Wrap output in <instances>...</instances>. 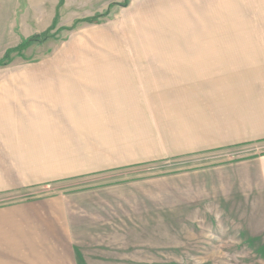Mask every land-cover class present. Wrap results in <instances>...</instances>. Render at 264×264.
<instances>
[{"label": "rangeland", "instance_id": "obj_1", "mask_svg": "<svg viewBox=\"0 0 264 264\" xmlns=\"http://www.w3.org/2000/svg\"><path fill=\"white\" fill-rule=\"evenodd\" d=\"M263 22L264 0H0V264H264Z\"/></svg>", "mask_w": 264, "mask_h": 264}, {"label": "crops", "instance_id": "obj_2", "mask_svg": "<svg viewBox=\"0 0 264 264\" xmlns=\"http://www.w3.org/2000/svg\"><path fill=\"white\" fill-rule=\"evenodd\" d=\"M259 21V20H258ZM248 22V21H247ZM260 22H258L259 24ZM264 23V22H263ZM256 35V39H258V42L257 44L260 45V46H257V50L256 49H253L254 47H250L249 45H247V43H245V48H246V51H244L243 54H253V53H263L264 52V25L261 24L260 25V30L258 31V33L255 34ZM251 37L250 34L246 36V38H249ZM17 206H13L11 207L10 209L12 208H15ZM21 207H18V209H20ZM4 209V208H3ZM8 209V208H7ZM40 221V219H38ZM22 224L19 223V221L17 220V223H15L13 226H14V231H13V234L15 235V238H16V242L17 241H23V235L20 233V230H19V227L21 226ZM24 225L28 226V228L31 226L30 224H27V223H24ZM60 220L57 219H53L51 220L50 217L49 219H46V220H41V224L38 223L37 226H38V230H40V233L39 235L41 234L42 237L44 235H47L48 233H53L55 235V233L60 230L59 232H61L63 234V231L62 229L60 228ZM4 229V226L2 227V231ZM0 230V233L2 232ZM65 236V234H63ZM63 235H61L63 237ZM22 239H21V238ZM37 236H34L33 238H36ZM32 238V240L34 241V239ZM64 238V237H63ZM2 242H5L6 244L9 243V240L8 239H5L4 241ZM63 245H66L65 243H62ZM69 246H71L70 244H68ZM4 247V246H3ZM23 261V260H22ZM4 262V261H3ZM28 262V260H27Z\"/></svg>", "mask_w": 264, "mask_h": 264}, {"label": "trees", "instance_id": "obj_3", "mask_svg": "<svg viewBox=\"0 0 264 264\" xmlns=\"http://www.w3.org/2000/svg\"><path fill=\"white\" fill-rule=\"evenodd\" d=\"M29 43H30V41H25L24 43H22V44H20L18 47H16L15 49H9L8 51H7V54L5 55V61L6 60H8L9 59V55H11V51H13V50H17V51H21V50H23L24 48H26L28 45H29Z\"/></svg>", "mask_w": 264, "mask_h": 264}]
</instances>
